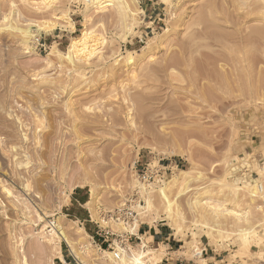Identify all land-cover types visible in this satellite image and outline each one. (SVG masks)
Returning a JSON list of instances; mask_svg holds the SVG:
<instances>
[{"label": "rangeland", "instance_id": "rangeland-1", "mask_svg": "<svg viewBox=\"0 0 264 264\" xmlns=\"http://www.w3.org/2000/svg\"><path fill=\"white\" fill-rule=\"evenodd\" d=\"M125 1L133 31L116 6L0 0V264H117L97 233L158 222L174 255L205 264L206 237L264 264V0ZM85 31L92 55L48 57Z\"/></svg>", "mask_w": 264, "mask_h": 264}, {"label": "bare ground", "instance_id": "bare-ground-1", "mask_svg": "<svg viewBox=\"0 0 264 264\" xmlns=\"http://www.w3.org/2000/svg\"><path fill=\"white\" fill-rule=\"evenodd\" d=\"M82 1H83L84 5H85V9L86 10L90 9V8H95L96 9V8H102V7L106 6V5H111V6H116L117 13L119 14V16L123 17L125 14H127V15L129 14L130 20H129V24L126 26V28L129 31H133V29L135 28V26H136V24L138 22L137 21V19H138L137 13H135V12L130 10V8H129V6H128V4H127V2L125 0H82ZM168 1L171 4H173L174 2L178 3L180 0H175V1L174 0H168ZM127 15H125V16H127ZM51 24L52 23L37 24V25H33L35 27V29H33V30L31 29V27L19 30L20 34H21V37L24 39V43L26 44L31 38H33L35 36V33L39 34V32H41V31H43V32L49 31V28H50ZM90 34H91L90 31H85V32H81V34L78 37H76V38H70L71 41H70L69 46L67 47L66 53H62V52L58 51L53 46L51 51H49V53H48V57L55 56L58 59L64 58V59L69 60L70 62H73V58H75L74 57V53H76V55L78 53H80V54L81 53L82 54L83 53H87L88 55L89 54L92 55V51H91L92 50L91 49L92 45L90 44V38H91ZM186 174H187V171H183V170L181 171V175L183 177L186 176ZM140 188H141L142 191H145V189H144V187L142 185L140 186ZM145 195L147 196L146 193H145ZM143 198H147L148 202L150 200L149 197H145L144 196ZM165 198H166V196H165ZM147 200H146L145 204H148ZM144 201H145V199H144ZM148 205H150V203ZM148 205H146L147 207L146 206L145 207L140 206L139 208L140 209H146V208H149ZM49 224H51L50 221H49ZM120 225H122V223H120ZM52 226H53V229H54V231L52 233L57 238L64 239V237L61 235L59 229L55 225H52ZM136 227H137V224H134L132 226H129L127 229H129L130 232L134 233ZM64 241H65V239H64ZM50 245H51V242H50ZM144 247L145 246L142 245L141 247H139V249L133 250L132 252H130V254H127L126 251H124L123 249L117 247L118 253L116 254V256H114V257H116L115 261L118 262L117 264H144V263H146V262H144V259L149 257V255H151V254L155 255L158 258H160L162 256L163 247H161V249L158 250V252H155L153 250H146V249H144ZM104 253H106L108 255H112L113 254L112 252H105V251H104ZM114 255H115V253H114ZM149 259L151 260L152 257H149ZM150 262H149V264H153V263H150ZM152 262H153V259H152Z\"/></svg>", "mask_w": 264, "mask_h": 264}, {"label": "crops", "instance_id": "crops-1", "mask_svg": "<svg viewBox=\"0 0 264 264\" xmlns=\"http://www.w3.org/2000/svg\"><path fill=\"white\" fill-rule=\"evenodd\" d=\"M100 232L97 233L99 236L98 240L101 239V243L108 242V240H104L103 233ZM137 234L138 236H128L127 243H130L129 240L133 237L135 240H141V237H143L145 240H149L148 242L150 245H162L165 247L166 256L162 258V261L160 262L161 264H198L194 260L174 255L179 251L182 240L165 223L158 222L154 225H145V227L140 226ZM206 240V237H202L201 254L203 257L202 259L205 260V264H224L227 260V255H225L227 250L217 251V249L210 245L208 240ZM61 261L66 263L64 258ZM233 264H239V261H236Z\"/></svg>", "mask_w": 264, "mask_h": 264}, {"label": "built area", "instance_id": "built-area-1", "mask_svg": "<svg viewBox=\"0 0 264 264\" xmlns=\"http://www.w3.org/2000/svg\"><path fill=\"white\" fill-rule=\"evenodd\" d=\"M155 9V8H154ZM168 167L165 166H161V168L159 169V171H153L152 169H149V167H146V169L142 172V174L140 175V180L145 182V183H150L151 181L155 182V180L159 179L158 174L159 172L162 171H167ZM103 233V238L104 240H108L109 237V232H105L104 230H100ZM110 236H113L112 234ZM128 236H132V235H124V239L123 236H116L115 239H111L110 241H108L110 243L109 247L111 248L112 251H116L117 245L119 247L122 248H126V243H127V239ZM141 243V240H138Z\"/></svg>", "mask_w": 264, "mask_h": 264}]
</instances>
